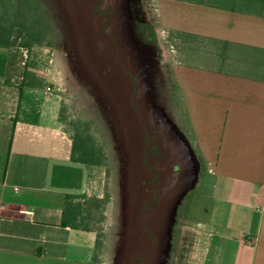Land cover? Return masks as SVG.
I'll return each mask as SVG.
<instances>
[{
    "label": "crops",
    "instance_id": "crops-1",
    "mask_svg": "<svg viewBox=\"0 0 264 264\" xmlns=\"http://www.w3.org/2000/svg\"><path fill=\"white\" fill-rule=\"evenodd\" d=\"M158 1L175 121L203 160L196 186L211 216L181 220L170 264H264V0ZM21 37L0 44V264H89L95 232L62 226V207L102 192L94 166L70 158L59 63Z\"/></svg>",
    "mask_w": 264,
    "mask_h": 264
},
{
    "label": "rangeland",
    "instance_id": "rangeland-1",
    "mask_svg": "<svg viewBox=\"0 0 264 264\" xmlns=\"http://www.w3.org/2000/svg\"><path fill=\"white\" fill-rule=\"evenodd\" d=\"M96 1L40 0L34 17L43 28L40 45L53 53L47 65L54 70L59 63L53 86L63 98L64 129L72 135L75 126L86 127L104 153L103 164L94 166L105 200L91 218L97 264H170L181 220L195 225L211 216L201 208L205 200L196 186L203 160L175 121L176 86L159 30L166 24L158 0ZM21 34L14 28L13 42ZM50 74L43 88L52 82ZM145 149L152 186L151 171L140 160ZM154 190L157 200L144 214L146 230L141 210L153 201ZM148 229L155 251L132 259L152 250Z\"/></svg>",
    "mask_w": 264,
    "mask_h": 264
},
{
    "label": "trees",
    "instance_id": "trees-1",
    "mask_svg": "<svg viewBox=\"0 0 264 264\" xmlns=\"http://www.w3.org/2000/svg\"><path fill=\"white\" fill-rule=\"evenodd\" d=\"M39 4L40 0H0V44L10 43L13 29L16 27L22 31L21 46L31 48L44 41L43 28L40 27L37 17H34ZM71 141V160L90 166L103 164V150L86 127L75 126ZM76 198L79 200L75 201ZM104 204L103 197L66 195L62 207L61 225L84 231H97L91 223V218L99 208H103ZM89 264H97L95 253Z\"/></svg>",
    "mask_w": 264,
    "mask_h": 264
},
{
    "label": "water",
    "instance_id": "water-1",
    "mask_svg": "<svg viewBox=\"0 0 264 264\" xmlns=\"http://www.w3.org/2000/svg\"><path fill=\"white\" fill-rule=\"evenodd\" d=\"M121 68H122V70L124 71V73L131 79V80H133V78L131 77V75L129 74V72L121 65ZM137 90V86L135 85V91ZM132 100L134 101V99L132 98ZM135 109H136V111H138V109H137V107H135ZM139 118H140V120L141 121H143L142 120V118H141V116L139 115ZM143 125H144V127H145V129L147 130V128H146V126H145V124L143 123ZM145 151H146V149L144 150V151H142V153H141V155H140V160H141V162L142 163H144L150 170H151V176H150V185H152V180H153V176H154V172H153V169L151 168V166L150 165H148V164H146L145 162H144V153H145ZM155 191V200L157 199V191L156 190H154ZM153 204V203H152ZM145 210V209H144ZM144 210H143V212H144ZM143 212H142V223H143V225L145 226V223H144V220H143ZM153 239V249H152V251L150 252V253H148L147 255H145V254H137V255H135V256H133L132 257V259L134 258V257H144V256H148L149 254H151L153 251H154V249H155V247H156V241H155V239L154 238H152ZM132 259H130V263H131V261H132Z\"/></svg>",
    "mask_w": 264,
    "mask_h": 264
},
{
    "label": "flooded vegetation",
    "instance_id": "flooded-vegetation-1",
    "mask_svg": "<svg viewBox=\"0 0 264 264\" xmlns=\"http://www.w3.org/2000/svg\"><path fill=\"white\" fill-rule=\"evenodd\" d=\"M99 2V0H97L96 1V4ZM146 152V151H145ZM145 154V153H144ZM145 156V155H144ZM144 162H145V160H144ZM147 164V163H146ZM152 168V167H151ZM153 169V168H152ZM151 171V170H150ZM153 172H154V170H153ZM154 177V176H153ZM152 183H153V180H152ZM152 186V185H151ZM157 200V199H156ZM156 200H155V197H154V199H153V201L149 204V205H147L144 209V212H143V214L147 211V209H149L150 207H151V205H153L155 202H156ZM153 203V204H152ZM149 230V229H148ZM133 259H137V258H133ZM141 259V258H140Z\"/></svg>",
    "mask_w": 264,
    "mask_h": 264
},
{
    "label": "built area",
    "instance_id": "built-area-1",
    "mask_svg": "<svg viewBox=\"0 0 264 264\" xmlns=\"http://www.w3.org/2000/svg\"><path fill=\"white\" fill-rule=\"evenodd\" d=\"M47 90H48L50 93H51V91H52L50 87H47Z\"/></svg>",
    "mask_w": 264,
    "mask_h": 264
}]
</instances>
